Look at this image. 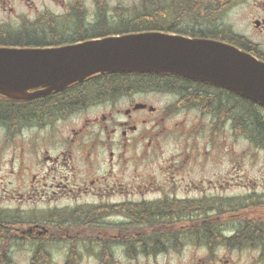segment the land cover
I'll return each mask as SVG.
<instances>
[{
	"label": "flooded vegetation",
	"instance_id": "flooded-vegetation-1",
	"mask_svg": "<svg viewBox=\"0 0 264 264\" xmlns=\"http://www.w3.org/2000/svg\"><path fill=\"white\" fill-rule=\"evenodd\" d=\"M147 1L0 0V27L43 32L41 45L4 46L55 47L141 31L223 40V2L161 8L177 0H155L151 19ZM247 2L236 47L264 62V0L235 6ZM102 76L27 99L0 95L10 112L0 115V129L12 138L4 140L10 152L0 153V264H236L220 255L236 254V242L223 240L238 239L240 224L264 226V199L255 193L247 211L236 212L224 201L193 203L189 188H226L218 169L230 155L235 179L236 109L250 106L264 121V107L177 75L148 85L114 81L115 88ZM76 177H84L81 184H67ZM7 178L16 188H7ZM214 203L230 206L211 213L214 233H189L187 225L210 222ZM188 237L201 249L173 246Z\"/></svg>",
	"mask_w": 264,
	"mask_h": 264
},
{
	"label": "water",
	"instance_id": "water-1",
	"mask_svg": "<svg viewBox=\"0 0 264 264\" xmlns=\"http://www.w3.org/2000/svg\"><path fill=\"white\" fill-rule=\"evenodd\" d=\"M100 73H173L264 105V62L220 41L140 32L59 47H0V94L8 98L47 94Z\"/></svg>",
	"mask_w": 264,
	"mask_h": 264
},
{
	"label": "rangeland",
	"instance_id": "rangeland-1",
	"mask_svg": "<svg viewBox=\"0 0 264 264\" xmlns=\"http://www.w3.org/2000/svg\"><path fill=\"white\" fill-rule=\"evenodd\" d=\"M233 6V5H232ZM248 8V2L238 6L234 5V7H231V10L224 15V23L229 24L231 27V30L236 33V22L240 20L242 22L245 17L243 16L247 12ZM168 101L170 100L167 98ZM88 114L93 116L96 114V111L94 110H88ZM180 118L175 117L176 121L184 120L182 115L179 116ZM239 134H236V175L235 179L234 173L231 170L232 161L230 157H225L224 161H221V166L219 167L218 171L221 172V176L224 175V178L229 183L226 184V188H189L190 194L188 196L192 199L193 203H197V200L201 198L208 199L209 202H224L236 205V210L238 209L240 204H244V202L247 199H250L251 197L258 195L260 199H264V147L257 146L254 144H251L246 137L242 134V132H239ZM26 135V133L24 134ZM8 136L9 140L12 138L7 135L2 129H0V153L3 152H10V149H8V145L10 143H6L5 138ZM21 140V139H20ZM232 146V140L229 139L226 142L225 148H228V146ZM104 168V167H103ZM209 171L212 170V167H208ZM25 175V174H24ZM24 175L20 176L21 183H26V177ZM84 180V177H76V178H69L67 184H81ZM235 180V181H234ZM6 186L11 185L12 187L7 188H16L15 186L18 185L14 182L13 179L7 178L4 180ZM11 182V184L9 183ZM229 184V185H228ZM70 189V188H67ZM25 190V189H24ZM23 190V191H24ZM254 192V193H253ZM250 194V196H248ZM247 195V197H244ZM92 200V199H88ZM236 203V204H235ZM213 203H210L209 206L211 207ZM215 208L209 209V217H210V223L209 221L203 222V223H194L191 226H186L187 228H191L190 230H187L189 233H203V229H211L214 226H217L219 223H213V220L211 218V213H214L218 210V208H229L228 205H221L218 203H214ZM245 205V204H244ZM232 208V207H231ZM232 210V209H231ZM247 210H241V212H245ZM237 212V211H236ZM240 212V211H239ZM199 216V215H197ZM185 227V228H186ZM241 235L239 238L235 241L236 247L239 248V250L236 251V254H229L227 252H223L220 255L225 256L227 259L230 260V263L235 262L236 258V264H264V252L262 255L258 252H255L253 247L256 243H259L262 246V250L264 251V237L263 235H260V237H249L251 240L250 242H243L247 241L244 238H241L245 234L248 233V228H245L243 230H240ZM188 241H181L174 243L173 246L175 248H184L185 252L188 249H201L199 244H193L194 242H198L199 240L194 241L193 237H188ZM201 240V239H200ZM230 245H234L232 241H226ZM202 244H206L207 242L204 240L200 242ZM212 243L211 241L208 242V245ZM183 245H186L185 248ZM170 246L169 247H173ZM49 252V249L44 248L42 250V253L47 254ZM196 257H200L203 255V250H193L192 252ZM174 263V260H172Z\"/></svg>",
	"mask_w": 264,
	"mask_h": 264
},
{
	"label": "trees",
	"instance_id": "trees-1",
	"mask_svg": "<svg viewBox=\"0 0 264 264\" xmlns=\"http://www.w3.org/2000/svg\"><path fill=\"white\" fill-rule=\"evenodd\" d=\"M194 1V0H193ZM219 5L221 2H223V11L224 15L228 13V11L233 7L232 5L236 4V0H214ZM186 4L185 0H177L173 3V6L171 4H162L160 7H172V8H182ZM211 7V1L209 2ZM145 8L150 9V18H153V10L157 8L155 0H149L145 3ZM147 19L145 23H150L152 21L151 19ZM225 24V23H224ZM146 26H151L146 24ZM27 28L21 29V30H11L8 28L0 27V45H25V46H38L41 45L39 42H42L40 36L43 33H40L38 31H32L28 32ZM223 41L226 42H232L236 45V33L231 30V27L229 24H225L224 28V37ZM97 78V77H96ZM100 78V77H98ZM102 78L109 82V80L112 81L114 84V81H128L135 79L136 81H140L139 83H143L144 85L153 84L157 79L164 78V81L170 80V76L168 75H162L157 73H147V74H107L103 75ZM169 78V79H168ZM95 79V78H94ZM110 81V82H111ZM115 86L119 87V84L111 85L109 84V88H115ZM106 87V86H105ZM147 87V86H145ZM82 98V97H81ZM236 109V130L244 132L248 134V139L255 145L264 147V121L261 117V114H259L258 110L250 107L245 106L242 103H240ZM2 103L0 102V115L4 112L6 115H9V109L4 110L2 107ZM241 205H239L238 208H240ZM243 228H248V233L245 234L244 238L247 241L243 242H250L251 240L249 237L256 233L257 235H263L264 237V226L263 225H252L247 224V226H242ZM245 229V228H244ZM214 233L211 229H203V233L207 232ZM261 232V233H260ZM252 233V234H251ZM260 233V234H259ZM237 240V238H231L230 241L233 243Z\"/></svg>",
	"mask_w": 264,
	"mask_h": 264
}]
</instances>
